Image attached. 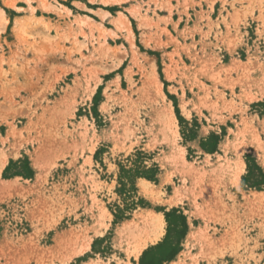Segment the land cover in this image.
Masks as SVG:
<instances>
[{
	"label": "rangeland",
	"instance_id": "rangeland-1",
	"mask_svg": "<svg viewBox=\"0 0 264 264\" xmlns=\"http://www.w3.org/2000/svg\"><path fill=\"white\" fill-rule=\"evenodd\" d=\"M48 1L55 8L68 7L71 14L38 6L35 15L50 21L49 27L31 21L18 37L15 19L30 14V5L19 2L26 8L14 10L0 0L9 21L0 31V162L4 155L9 158L0 171V264H140L142 255H129L131 238L120 233L125 222L138 221L149 210L164 215V234L146 251L165 239V213L172 209L187 216L189 232L181 255L167 264H194L195 258L198 264H264V203L255 202V192H264V186L242 185L249 157L264 169V100H253L264 96V0H255L261 38L253 48L232 36L230 27L213 37V24L203 31L199 21L162 32L141 6L137 19L126 12L132 45L113 17L90 11L103 8L116 16L123 7L79 0L89 7L84 10L75 0ZM77 15L117 35L100 39L96 30L74 23ZM244 24L249 25L246 19ZM235 28L240 34V25ZM151 63L164 97L148 81ZM97 77L101 81L91 95ZM76 81L79 87L72 91ZM169 101L178 127H167L162 115ZM217 141L215 152L208 151ZM239 155L246 168L237 185L233 167ZM27 164L32 178L14 175ZM155 165L157 180L150 181L162 190V199L142 193L140 178L129 198L119 182L122 167ZM175 192L182 200L170 205L167 200ZM133 199L138 205L130 209ZM119 209L126 211L125 219L116 220ZM102 218L108 226L100 234L96 228ZM198 229L203 230L199 237H189ZM83 235L93 239L91 248L64 263L81 247Z\"/></svg>",
	"mask_w": 264,
	"mask_h": 264
},
{
	"label": "bare ground",
	"instance_id": "bare-ground-1",
	"mask_svg": "<svg viewBox=\"0 0 264 264\" xmlns=\"http://www.w3.org/2000/svg\"><path fill=\"white\" fill-rule=\"evenodd\" d=\"M4 1H5V3L7 5H12V6L16 7V1H18V0H4ZM24 1H26L30 5L31 13L29 15H27L26 17L23 16V17L16 18L15 25H14V30H15V33H16V35L18 37L22 36V33L24 32V30H26V25L28 24V22H29V24H31V21H33L36 24L37 27H40V26L49 27L50 21L45 20L44 16L35 15L36 6H34L32 4L33 1H38V6L42 10H45V11H56L59 14L62 13L63 11H65L66 13L71 14L70 9L67 8L66 6H62V8H60V7L59 8H55V6H53L48 0H24ZM115 1H120V0H112L110 2H115ZM3 19H4L3 18V12L0 9V31L2 30L1 28L3 26ZM113 22L115 23V26H116V28L118 30L126 31V35H127L126 38L129 40V42L132 45H134L133 31L130 28V22H129L128 18L121 13V14H119L118 17L113 18ZM74 23L75 24L77 23L82 28L89 27L90 31L93 32V33H95V30H96L97 33H98V36H99L98 38H100V39H104L105 40V38L108 35H111V36H116L117 35L115 30H112V29H110L108 27H105L100 22H98L96 20H92V19H90L88 17H84L82 15L76 17ZM29 24H28V26L30 27L31 25H29ZM103 41H102V43H103ZM144 41H145L146 44H149V40L146 37H145ZM146 60L149 63L151 62L148 57L146 58ZM247 63L248 62H243L241 64H247ZM239 64H237V65H239ZM253 65H254V63H253ZM233 66L236 67V63H234ZM151 67H152V70L150 72V76L148 77V81H149L150 84L152 82L153 85L152 84L151 85L156 87V89H158V92L160 93V95H163V97H164L165 94L163 93V90H162L163 89L162 88L163 84L158 79V74H157V72L155 70V65L153 63H151ZM239 67H240V65H239ZM240 68H242V67H240ZM243 71H245V70L243 69ZM171 76L172 75H169V78ZM94 78H95V76H94ZM95 80H96V83L94 81L95 85H93L91 87V93H90L91 95L94 92H96V89H97L98 85L100 84L101 78L99 77L98 79H95ZM79 84H80L79 81H76L75 84L73 86H71L72 91L73 90L76 91L77 90V86L79 87ZM85 87H86V84H85ZM85 91H86V89H85ZM251 98L252 97H250V99ZM255 98H256V96H255ZM182 107H183V109L185 111L187 110L185 108V106H182ZM162 115L165 117V119H164V117H162V118L169 122L168 124H166L167 127L169 126L170 123H171V125L174 124L176 127H178L177 117L175 115L173 104L171 102L167 103L165 108L162 109ZM93 148L94 147H92V149ZM18 154H19V150L18 149H15L13 151V153H12V155L14 157H17ZM183 155H184V151L182 152V156ZM238 158L239 159H238V162L236 164V167L235 168L233 167V169H234L233 180L236 183H238L240 177L242 176V174L244 173L245 168H246V162L243 159V157L241 155H239ZM7 162H8V157H7V155H4L3 158H2V161L0 162V171H1V169L3 168V166ZM40 177L41 176H38V179ZM166 179H165V181H166ZM162 182H164V181H162ZM138 184H139L141 192L144 193L145 195H148L152 199L157 200V201H160L162 199V194H163L162 190L160 188H158L156 185H154V183L151 182L150 180L141 178L139 180ZM182 196H181V193L175 192V195H173L169 200H167V202H169L170 205H176L177 203H179L182 200ZM255 202H263L264 203V193L255 192ZM105 211L111 216V212L106 207H105ZM138 217H139L138 221H135L134 219L127 220L125 222V225L121 229V232H120V233H123V234L126 233L127 236L129 238H131V240L129 242V244H130V251H129L130 254L129 255L135 256L136 258H139L140 255L143 253V251L150 244L156 243L161 238V236L164 234V226H165L164 215L162 213H160V212H156L154 210H149V211H146L145 213H140L138 215ZM107 226H108V223L107 222L105 223L104 218H102V223L99 221V226L96 228V232L100 233V234L103 233V228L107 227ZM205 229H206V227H205ZM201 231H203V230H199L198 229L196 232L190 233L189 237L197 238V237H199L201 235L200 234ZM198 234H199V236H198ZM202 235H203V238L205 237L206 241H207L208 240L207 237H206L207 236V232H206L205 236H204L203 233H202ZM81 237H82L81 240H80L81 247L78 250H76L74 253L69 255L66 258V260H64V263H67L68 261H70L71 258L74 255L76 256V255L82 254V253L88 251L91 248L93 239L91 237H89V236H84V235L81 236ZM68 238L69 237L63 238V240L61 239L59 244H61L62 242L67 241ZM91 263L92 264H96L95 262H91ZM194 264H198V261H197L196 258L194 259Z\"/></svg>",
	"mask_w": 264,
	"mask_h": 264
},
{
	"label": "crops",
	"instance_id": "crops-1",
	"mask_svg": "<svg viewBox=\"0 0 264 264\" xmlns=\"http://www.w3.org/2000/svg\"><path fill=\"white\" fill-rule=\"evenodd\" d=\"M87 1L92 5L104 4L106 6H111V7L118 6V5L120 7H123L124 10L118 11L116 16L114 15L112 16V13L109 10H106L103 8H94V9L91 8L90 9V11L95 12V14H99V12H102V14H104L105 16H108V17L111 16L113 18L118 17L119 14L122 13L127 18L129 14L133 18L137 19V16H136L138 14L137 9L139 6H141L142 14L148 15V17L151 18L154 23H159V26L162 29V32H164L163 29H166L169 32L173 33V32H176L177 30L184 29L186 25H188L189 27H193L196 21H199V24L203 28V31H208L210 24H213V29L210 32V35L213 37H215L219 29H221L223 32H226L228 28L230 27L231 35L236 37L238 40L242 39L245 45L247 43V47H250V48L255 47L256 42L261 38L257 34V29L259 28L261 24H260V21L256 19L257 17L260 16V10L255 0H251V1L246 0V2H244L243 4L238 2V0H225V2L223 0H128V1L121 2V3H119V1L117 2L115 1L113 3H108V4L102 3L101 1H98V0L97 1L87 0ZM19 2H24L25 4H27V2L24 0H18L16 1V7L9 5L10 8H13L14 10H17V9L20 10L21 8H26V7L18 6L17 4ZM223 2L225 4H223ZM33 3L37 5L38 1H33L32 4ZM73 3L76 6L84 10L85 9L89 10V7L87 6L85 2L75 0ZM233 6H235L238 10H241V11L236 12ZM36 7H38V5ZM0 9L3 12V18H4L3 26H4V24L8 21V15L6 14V11H4L2 8ZM126 12L128 14H126ZM245 15L246 17H244ZM26 16L24 15V17ZM245 19L249 23V25L247 26L244 24ZM128 20L130 22V28L132 30L131 21L129 18ZM236 24L240 25V34H238V32L236 31V28H235ZM143 25L144 23L142 24V27ZM154 30L155 28L152 29V31ZM252 35L256 37L254 38ZM197 36H196V41L200 39L198 34ZM133 37H134V33H133ZM168 47L173 48V44H169ZM242 49L245 50L246 47L242 46ZM256 99H253V100L255 101L264 100V96H258V99L257 100ZM255 101H252V102H255ZM221 124H224V123H221ZM219 148H221V142L218 146V149ZM5 165L3 166L4 168H5ZM240 180H241V177L238 183H236L237 185L240 184ZM261 193H264V192H261ZM182 252L183 250H181V252L178 255H181ZM152 254H154V252ZM152 254H149L146 257V260L150 264H155V261L152 258L153 256ZM141 255H143V253ZM172 262H176V260L174 261L171 260L170 262L163 261V262H160L159 264H165V263L167 264V263H172Z\"/></svg>",
	"mask_w": 264,
	"mask_h": 264
},
{
	"label": "trees",
	"instance_id": "trees-1",
	"mask_svg": "<svg viewBox=\"0 0 264 264\" xmlns=\"http://www.w3.org/2000/svg\"><path fill=\"white\" fill-rule=\"evenodd\" d=\"M161 70V66H160ZM177 106V105H176ZM176 112L181 120L180 111L178 107L176 108ZM212 138L218 139L217 136L212 135ZM212 148H208V151L215 152L216 144ZM207 149V148H205ZM142 154V153H141ZM28 162V161H27ZM11 164H15L11 162ZM9 169V167H8ZM122 173L119 177V182L124 186L125 194L128 195L129 198H133V193L137 191L136 189V179L137 178H146L148 180L156 181L157 175L159 173V167L155 165L152 168L147 169H125L122 167ZM14 175H21L26 178H32L34 175V171L27 164L26 169L24 171H17ZM130 185V188L126 190V186ZM243 187H253V188H262L264 186V169L257 163L254 157H249L248 159V175L244 176L242 180ZM122 192V190H120ZM137 202L132 201L130 209H135L137 206ZM166 220L168 223V232L163 240V242L159 243L157 246L149 248L144 251L143 255L140 258V264H150L147 262L146 257L149 254H152V258L155 261V264H159L160 262L171 261L173 260L178 253L182 250V240L187 236L189 232V222L187 216L179 209H172L169 212L165 213ZM116 220L125 219L127 217L126 211L124 209H119L117 213H115Z\"/></svg>",
	"mask_w": 264,
	"mask_h": 264
}]
</instances>
